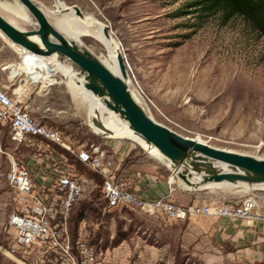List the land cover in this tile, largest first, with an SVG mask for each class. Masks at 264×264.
I'll return each mask as SVG.
<instances>
[{
  "label": "rangeland",
  "instance_id": "rangeland-1",
  "mask_svg": "<svg viewBox=\"0 0 264 264\" xmlns=\"http://www.w3.org/2000/svg\"><path fill=\"white\" fill-rule=\"evenodd\" d=\"M34 1L52 22L54 0ZM59 1L76 5L83 17L91 16L108 26L123 53L130 86L143 96L145 111L155 121L183 136L264 158V37L241 16L228 20L221 13L203 16L190 5L192 0ZM27 14L31 20L20 25L30 30L36 26L35 19ZM81 41L99 60H106L93 38L86 36ZM16 51L0 36V85L12 81V65L25 61V53ZM54 76L58 83L46 96H32L27 101L33 115L69 135L76 144L105 146L114 139L130 143L134 157L127 158L129 164L150 168L156 158L138 143L94 132L87 99L75 94L62 75ZM14 147L8 127L3 126L0 264H42L33 254L23 259L9 253L12 233L7 221L15 207V195L5 181L9 162L4 152H12L20 160L29 157L23 146ZM82 168L92 183L74 205L69 227L73 240L81 238L94 246V264H264L238 254L227 238L212 231L215 221L208 216L172 221L163 213L105 209L101 176ZM202 196L208 202L230 203L251 196L257 208L264 210V190L238 192L225 200Z\"/></svg>",
  "mask_w": 264,
  "mask_h": 264
},
{
  "label": "built area",
  "instance_id": "built-area-1",
  "mask_svg": "<svg viewBox=\"0 0 264 264\" xmlns=\"http://www.w3.org/2000/svg\"><path fill=\"white\" fill-rule=\"evenodd\" d=\"M27 56L23 54V60ZM36 78L41 79L36 75L26 79L20 76L0 85V129L8 127L14 149L30 147L34 150L33 156L44 162V169L36 173L12 152H4L9 162L5 181L15 195V207L7 221L12 233L9 250L12 255L28 259L33 254L42 264L50 261L52 264H94V246L81 238L73 240L69 227L74 205L92 183L78 169L79 165L101 176L104 208L108 210L127 209L148 215L163 213L172 221L208 216L264 223V210L257 208L251 196L232 203L209 201L181 205L171 200V192L155 198L135 192L129 178L119 174V165L106 146L76 144L69 135L33 115L27 101L32 93L40 92ZM52 86L54 83L48 88ZM48 88L40 94H46Z\"/></svg>",
  "mask_w": 264,
  "mask_h": 264
},
{
  "label": "water",
  "instance_id": "water-1",
  "mask_svg": "<svg viewBox=\"0 0 264 264\" xmlns=\"http://www.w3.org/2000/svg\"><path fill=\"white\" fill-rule=\"evenodd\" d=\"M18 1L35 19L36 26L30 30L21 29L0 14V33L3 38L27 52L70 61L84 75L85 88L102 98L107 108L127 121L134 133L154 146L172 170L173 176L184 185L192 189H234L241 185L264 184V158L183 136L150 117L129 90L122 52L119 51L117 55L119 74H114L90 50L67 39L57 30L37 2ZM72 8L81 15L76 5H72ZM104 32L107 34V27ZM92 122L105 134L111 133L97 119Z\"/></svg>",
  "mask_w": 264,
  "mask_h": 264
},
{
  "label": "bare ground",
  "instance_id": "bare-ground-1",
  "mask_svg": "<svg viewBox=\"0 0 264 264\" xmlns=\"http://www.w3.org/2000/svg\"><path fill=\"white\" fill-rule=\"evenodd\" d=\"M54 5L55 9L50 12V14L53 16V20L50 23L67 39L75 42L81 47H85L88 50L89 48H87L82 43L81 39L82 37L86 36L93 38L98 43V45H100L106 57V60L100 61L114 74H119L117 55L119 51H122L120 50V46L117 41L111 34L108 33V26L91 16L83 17L82 13L81 15L76 14L72 6H67L59 0H54ZM22 6L23 5L19 3L18 0L0 1V14L18 28H23L24 25L21 26L20 22H29L31 20V17L27 14L28 11L25 9V7ZM41 9L46 14V11L43 9V7H41ZM81 18L83 20H81ZM105 27H107V34H105L104 32ZM1 36L3 37L2 34ZM8 42L9 44L11 43L10 41ZM12 45L18 47L14 44ZM18 48L23 50L28 56L23 62V65L20 63H18L17 65H13L14 70L12 72L10 71L11 73L9 72V77L11 76V78H16L24 76V78L26 79L29 75L34 77L36 75L41 78L40 80H37V78L35 79L36 88H38L40 91H44L43 88H48V85L52 83H58V81L55 80L54 75H62L67 85L73 89V92L75 94L81 95L87 99L90 109V126L92 127L94 132L108 137L115 136L128 138L146 149L147 152L153 157H157L158 159L164 161L163 157L154 146L147 144L139 135H137L130 129L127 121L121 118L118 113H115L114 111L107 108L102 98L94 95L85 88L84 75L80 74V72L71 64L70 61L60 60L55 56L43 57L27 52L21 47ZM23 73H25L27 77L26 75H22ZM126 81L134 99L144 108L146 101L143 96H141L137 91L131 88L132 86H130L128 71ZM40 82L42 83L39 84ZM47 90H49V88ZM102 112L107 113L108 116H102L100 114ZM93 119H97L99 122H101L105 127L111 130V133L105 134L103 130H100L96 126H94L92 122ZM198 139L201 140L200 138ZM171 178H174L173 174L171 175ZM234 189L244 190L248 192L264 190V184H257L254 186L241 185L238 186V188Z\"/></svg>",
  "mask_w": 264,
  "mask_h": 264
},
{
  "label": "crops",
  "instance_id": "crops-1",
  "mask_svg": "<svg viewBox=\"0 0 264 264\" xmlns=\"http://www.w3.org/2000/svg\"><path fill=\"white\" fill-rule=\"evenodd\" d=\"M12 47L17 50V53L24 52L18 47L13 45ZM40 92L32 93L30 99L32 96H46L49 91L46 94H40ZM35 117L41 120L39 117ZM105 146L113 154L117 164L119 165V174L126 175L131 182L133 190L146 198L160 197L171 192V200L174 203L187 205L192 203L208 202L202 200V194H207V197L210 199L225 200L229 199V197L238 192H248L227 188H224L223 190L216 187L192 189L184 185L177 177H174L170 181L172 170L169 168L167 163L157 157H155L156 161L149 165V169H146L147 165L144 167L142 165L139 166L137 163L129 164L130 161H127V158L134 157L132 156V146L130 143L114 139L105 142ZM26 149L29 152L27 153L29 154L27 155L29 157L22 158V161L32 172L39 173L40 170L44 169V162L33 156L34 150L32 148L29 147ZM152 165L154 168H151ZM78 167L80 171L83 170L80 165ZM209 220L215 221L213 222L214 225L212 226V231L220 236L223 235L224 238H227L229 242L233 244L238 254L242 256L245 255L250 259L261 260L264 263V223H246L243 220H230L227 218L217 219L214 217H209Z\"/></svg>",
  "mask_w": 264,
  "mask_h": 264
},
{
  "label": "trees",
  "instance_id": "trees-1",
  "mask_svg": "<svg viewBox=\"0 0 264 264\" xmlns=\"http://www.w3.org/2000/svg\"><path fill=\"white\" fill-rule=\"evenodd\" d=\"M201 15L221 13L225 20L238 15L264 37V0H192Z\"/></svg>",
  "mask_w": 264,
  "mask_h": 264
}]
</instances>
